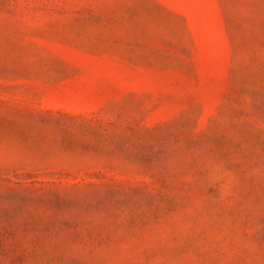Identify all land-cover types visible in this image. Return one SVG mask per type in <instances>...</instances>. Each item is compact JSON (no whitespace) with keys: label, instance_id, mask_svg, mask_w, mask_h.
Instances as JSON below:
<instances>
[{"label":"rangeland","instance_id":"374dc122","mask_svg":"<svg viewBox=\"0 0 264 264\" xmlns=\"http://www.w3.org/2000/svg\"><path fill=\"white\" fill-rule=\"evenodd\" d=\"M0 264H264V0H0Z\"/></svg>","mask_w":264,"mask_h":264}]
</instances>
